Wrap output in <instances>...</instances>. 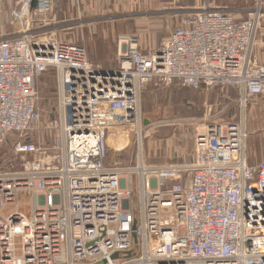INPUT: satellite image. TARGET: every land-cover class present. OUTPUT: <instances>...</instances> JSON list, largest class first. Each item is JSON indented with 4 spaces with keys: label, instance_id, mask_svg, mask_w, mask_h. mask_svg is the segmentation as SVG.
<instances>
[{
    "label": "built area",
    "instance_id": "2783aa9c",
    "mask_svg": "<svg viewBox=\"0 0 264 264\" xmlns=\"http://www.w3.org/2000/svg\"><path fill=\"white\" fill-rule=\"evenodd\" d=\"M31 2L12 11L16 23ZM51 11V0H36L41 26L0 38V145L20 136L19 162L0 169V264H264V161L247 164L243 120L199 123L192 162L164 166L144 163L140 128L151 83L233 88L242 115L264 95V65L254 55L262 3L241 20L229 9L190 10L149 54L133 36L121 37L112 70L46 31ZM48 70L57 120L45 148L27 135L40 121L36 81ZM119 138L110 155L109 141ZM133 146L134 160H118ZM21 194L29 214L2 216Z\"/></svg>",
    "mask_w": 264,
    "mask_h": 264
},
{
    "label": "crops",
    "instance_id": "0c3cea01",
    "mask_svg": "<svg viewBox=\"0 0 264 264\" xmlns=\"http://www.w3.org/2000/svg\"><path fill=\"white\" fill-rule=\"evenodd\" d=\"M257 1L262 3L264 9V0H51L52 11L49 17L52 21L44 29L56 31L58 35L63 32L62 34L67 36L73 34L82 38L85 29L92 30L95 34L96 29L101 32V28H110L117 48L115 47L107 57L95 55L91 58L87 51L86 54L91 64L112 70L117 67L120 50L118 40L121 37L133 36L139 51L149 54L156 50L160 39L162 41L170 36L178 21L190 10L203 7L229 9L236 19L241 20L247 17ZM20 3L21 0H0V38L41 26L35 9H31L28 18L17 23L13 20L11 13L18 10ZM100 32L97 33L99 37L103 36ZM254 55L258 63L264 65V16L256 38ZM157 88L152 83L146 87L141 97V105L156 95ZM222 89L220 98L227 100V105L215 111L214 116L208 119L214 123H239L243 120L247 133L245 158L249 166L256 167L264 161V95L250 100L242 115L237 106L236 90L230 87ZM230 94H233V99ZM202 120V117L197 118L199 122ZM193 150L191 156L181 153L175 156L172 153L167 154L171 161L168 164L154 165L143 161L149 166L189 164L193 160Z\"/></svg>",
    "mask_w": 264,
    "mask_h": 264
},
{
    "label": "rangeland",
    "instance_id": "374dc122",
    "mask_svg": "<svg viewBox=\"0 0 264 264\" xmlns=\"http://www.w3.org/2000/svg\"><path fill=\"white\" fill-rule=\"evenodd\" d=\"M104 24L106 25V23ZM91 31L85 29V34L82 38L73 34L67 36L62 34L63 32L60 35L56 33V38L59 41L79 44L88 52L91 58L95 55L107 57L115 47L117 48L115 37H112L110 28H101V32L96 29L95 34ZM99 32L103 36L99 37L97 34ZM160 41L156 49L159 47ZM36 86L39 92L37 108L40 114V121L30 130L27 140L35 143L39 142L41 146L49 148L55 133L50 130V127L57 120L55 72L48 70L46 74L39 76ZM156 90H158L156 95L142 102L140 107L141 150L142 158L147 164L162 165L171 162L167 155L169 153L174 154V156L179 153L191 156L195 127L201 122H212L208 118L213 117L215 111L217 112L222 107H225L227 100L220 98L223 89L207 91L203 88L192 90L189 88L158 87ZM230 95L231 97H229L233 99V94ZM200 117L203 120L199 122L197 118ZM19 137V135L15 134L3 145H0V169L11 170L13 169L11 168L12 162H19L17 157L13 155V144ZM131 137L133 139V133ZM122 142L121 138L117 139L115 143L109 141L111 146L110 155L116 156L113 151L115 149L114 145L118 146ZM135 157L136 148L133 146V148L130 147L128 150L121 152L118 160L125 162L131 158L134 160ZM130 183L132 209L135 210L136 194L133 177H131ZM15 211L25 216L29 214L30 199L26 194H21L18 197L17 206L8 205L2 209L1 214L4 217H8Z\"/></svg>",
    "mask_w": 264,
    "mask_h": 264
},
{
    "label": "water",
    "instance_id": "95a60500",
    "mask_svg": "<svg viewBox=\"0 0 264 264\" xmlns=\"http://www.w3.org/2000/svg\"><path fill=\"white\" fill-rule=\"evenodd\" d=\"M35 6H36V0H32L31 9H35Z\"/></svg>",
    "mask_w": 264,
    "mask_h": 264
}]
</instances>
